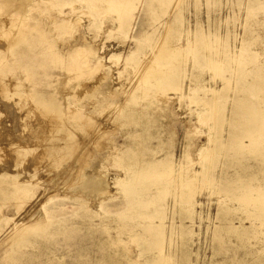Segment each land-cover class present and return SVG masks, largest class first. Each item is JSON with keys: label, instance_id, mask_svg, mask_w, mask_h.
<instances>
[{"label": "rangeland", "instance_id": "374dc122", "mask_svg": "<svg viewBox=\"0 0 264 264\" xmlns=\"http://www.w3.org/2000/svg\"><path fill=\"white\" fill-rule=\"evenodd\" d=\"M119 6L31 0L52 55L0 61V181L23 189L0 190V264H264V0ZM75 41L88 50L59 59ZM161 52L177 90L158 80Z\"/></svg>", "mask_w": 264, "mask_h": 264}, {"label": "bare ground", "instance_id": "6f19581e", "mask_svg": "<svg viewBox=\"0 0 264 264\" xmlns=\"http://www.w3.org/2000/svg\"><path fill=\"white\" fill-rule=\"evenodd\" d=\"M132 1L133 0H84V2L87 3V6L88 7L93 8V7L99 6V8H97L95 11L101 10L102 9L101 7L103 5L105 6V8L107 10H112V11H114V10H122L121 7L119 6L120 4H122V3L124 4L125 2H129L131 4ZM156 1L157 2H162V1H167L168 2L169 0H156ZM24 2H25L24 6H18V7L13 5L15 3V0L14 1H11L10 0V2L9 1L6 2L7 4H10L9 6H11V10L12 11L10 12V14H8L6 16V18L4 19L5 21L2 20L3 22L2 21L0 22L1 23L0 28H4L6 30V27L7 26L9 27V25H10L9 28H11V29L14 28L15 30L13 31V33L10 31L11 34L7 33V34H9L8 35L9 38H8L7 44L5 45L4 42H3V44L1 43L2 45H0V61H1V59L10 58V59H12V61L14 62V64L17 65L19 68H21L24 71H29L30 69H32V67H34L35 65H37V63L39 62L38 61L39 58L42 60L43 57H48V56H51L52 55V53H51L52 44L50 42V39L47 38V34L48 33L46 32V30L40 29L39 26L37 25V23L36 24L35 23L34 24H30L29 23L30 20L34 19L33 17H30V15H28L29 13H28L27 8H26V7H28V9H29V2H31V0H24ZM26 3H28L27 6H26ZM21 8H22V10H21ZM37 11H39V9ZM176 20H178L177 25L178 26H181V18L176 19ZM74 22L75 21L73 20V18H63V19H60L57 22H54V23L52 22V23H53V26L55 28H58V27L66 28V27L72 26L74 24ZM3 31H1V32H3ZM85 40H87V39H85ZM87 44H83L82 45V44L76 43V41H75V44L70 45L69 47L63 48L64 49L63 55L61 53V56L58 55V58L61 59L62 56L63 57H73L74 56V58L77 59V56H79V54H80V56H82L84 54L82 52H85L86 50H88L85 47ZM132 53H134V52L132 51ZM162 53H163V55H161ZM161 54L158 55V56H156V53L154 54L156 56L155 57V63L156 62L157 63H161L163 61H166V62L169 61V62L167 63V66H166L167 68L165 70L163 69L164 71L160 72V68H159V72L162 75V77H159L160 79H158V80H159V82H163L166 79L169 82L170 87H172V89H174V90H177V88L179 89V86H177L175 82H173V81L171 82V79H170V77L174 75L175 71H174L173 65L170 63L169 55H167V53H165V52H161ZM6 61H7V59H6ZM53 61H55V60H53ZM61 61L63 62V60H61ZM61 61H59V62L61 63ZM56 62H58V61H56ZM97 62H98V60H97ZM22 63H25V64L22 65ZM75 66L77 67V65H75ZM152 66H151V70H152ZM162 68L163 67H161V69ZM71 69H74V68H71ZM154 72H155V70L150 71V70L147 69L146 72H144V73L147 75L146 77L149 78V77H153V75H155ZM67 74H69V73H67ZM145 81H147V80H145ZM78 97L79 96H77V99H78ZM238 105H239L238 106V117L239 116L240 117L242 116V118L243 117L245 118V116H248V113L245 112V110L248 108L247 104L239 103ZM213 111H215V110H213ZM213 114H214L213 116H215V115L217 116L216 111L213 112ZM213 118H215V117H213ZM110 156H112V155H110ZM158 165L159 166L162 165V161H155V162L149 163L146 171H143V175L144 176H148V177H151L152 176L153 178L158 177V174H155V172H153L154 170L157 169ZM174 166H173V168H174ZM176 168H177V166H176ZM169 169H171V168H169ZM172 171H174V170L172 169ZM176 171H177V169H176ZM176 171H175V173H176ZM198 172L200 174V171H198ZM172 173H170V174H172ZM173 175H174V173H173ZM175 179H177L175 181V183L177 182V185H178L179 184L178 183V178H175ZM186 179H188V178H186ZM177 185H176V187H177ZM179 185L182 188L191 189V186L188 185V182L186 180H182V182H180ZM6 186H8L7 183H3V182L0 181V190H4V192L2 191L3 193H6L9 196H17V197L19 195H22L23 194V189L22 188H19L17 186L16 187L15 186H11V187L8 186V187H6ZM181 193H184V192L182 191ZM39 225H41V224H39L37 222V223H33L31 225H28V226H22L21 225V226H19V228L16 227V229H14L13 231L11 230L10 233H8V235H7L8 237L6 236L5 241H3L4 242L3 243L4 246L5 245H8L10 247L9 250H11V249L14 250V248H15L18 252H20L21 249L24 246H27V244L30 243V240H27L26 239V238H28V235H29L30 230L33 231ZM158 233H159V231H158ZM44 235L46 236V233L45 232L42 234V236H44ZM5 248H7V246H5ZM16 250L14 252H17ZM163 260H164V258H163Z\"/></svg>", "mask_w": 264, "mask_h": 264}]
</instances>
